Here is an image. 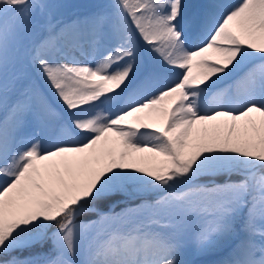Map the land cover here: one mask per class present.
<instances>
[{
  "label": "snow or ice",
  "instance_id": "1",
  "mask_svg": "<svg viewBox=\"0 0 264 264\" xmlns=\"http://www.w3.org/2000/svg\"><path fill=\"white\" fill-rule=\"evenodd\" d=\"M65 7L0 0V264H264V0Z\"/></svg>",
  "mask_w": 264,
  "mask_h": 264
},
{
  "label": "rangeland",
  "instance_id": "2",
  "mask_svg": "<svg viewBox=\"0 0 264 264\" xmlns=\"http://www.w3.org/2000/svg\"><path fill=\"white\" fill-rule=\"evenodd\" d=\"M56 2L62 3L67 6L64 9H62V12L64 13V17L67 18V16L75 17L82 13H86L90 11L95 5L104 3L106 2V0H85V1L84 0H78V1L77 0H56ZM212 259H215V258H212Z\"/></svg>",
  "mask_w": 264,
  "mask_h": 264
},
{
  "label": "bare ground",
  "instance_id": "3",
  "mask_svg": "<svg viewBox=\"0 0 264 264\" xmlns=\"http://www.w3.org/2000/svg\"><path fill=\"white\" fill-rule=\"evenodd\" d=\"M78 1V0H77ZM85 1V0H84ZM82 2V1H81ZM68 9V8H67ZM69 11V10H68ZM67 14V13H66ZM67 16V15H66ZM68 17V16H67ZM209 59H214L215 57L214 56H212L211 54H209V57H208ZM193 71L195 72L196 70L195 69H193Z\"/></svg>",
  "mask_w": 264,
  "mask_h": 264
}]
</instances>
